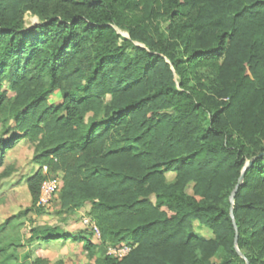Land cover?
<instances>
[{
	"label": "trees",
	"instance_id": "16d2710c",
	"mask_svg": "<svg viewBox=\"0 0 264 264\" xmlns=\"http://www.w3.org/2000/svg\"><path fill=\"white\" fill-rule=\"evenodd\" d=\"M29 12L40 22L26 28ZM25 139L32 205L0 234L44 210L43 184L65 169L61 207L93 202L101 242L35 225L26 244L70 240L81 255L22 261L18 239L0 264H246L230 196L254 157L234 215L239 249L264 264V0H0V160ZM121 243L126 257L107 254Z\"/></svg>",
	"mask_w": 264,
	"mask_h": 264
},
{
	"label": "rangeland",
	"instance_id": "374dc122",
	"mask_svg": "<svg viewBox=\"0 0 264 264\" xmlns=\"http://www.w3.org/2000/svg\"><path fill=\"white\" fill-rule=\"evenodd\" d=\"M39 22L40 19L38 16H35L30 12L26 14V28H30ZM118 30L123 39L129 38V32L127 30ZM136 45L141 44L136 43ZM129 52L133 54L134 50L131 49ZM109 100L110 97L107 96L105 102H108ZM60 101V94L56 93L51 98L50 102L57 104L60 103ZM90 116H92V114ZM34 152L35 143L25 139L20 141L12 150H9L5 154V157L0 160V224L4 223L10 216L17 214L32 205V198L27 187L26 178L36 172L39 168V166L33 161ZM55 176H57L61 182V189L53 197L49 206L45 208L42 207L44 210L40 213H31L25 219L20 220L15 230H11L7 234H0V243H17L18 239L23 240L24 246L18 251L22 261H24V256L27 253L31 255L32 259L40 255H45L53 262L66 259L75 260L81 255L79 246L72 241H69L66 244L59 242L45 243L43 241H38L33 245L26 244L25 241L30 236V229L35 225L50 224L59 226L63 231L69 234H78L82 231L90 232V230L82 224V221L85 217L94 219V203L87 201L78 209H63L61 207V196L65 185V169L59 170ZM175 177V172L167 173V180L169 182H173ZM188 192H192L191 187L188 189ZM150 200L155 201V196L152 195ZM192 232L201 238L213 237L211 230L197 220L193 221ZM93 240L96 243L101 242V239L94 234ZM109 247L107 249L108 255ZM222 256L223 254L220 253L213 259V262L220 263ZM87 262L86 258L81 260V264H87Z\"/></svg>",
	"mask_w": 264,
	"mask_h": 264
},
{
	"label": "built area",
	"instance_id": "2783aa9c",
	"mask_svg": "<svg viewBox=\"0 0 264 264\" xmlns=\"http://www.w3.org/2000/svg\"><path fill=\"white\" fill-rule=\"evenodd\" d=\"M47 170V168H45ZM61 189V182L57 176H53L49 178L42 186L41 196L38 202V206L47 207L50 202L53 200V197L57 194V192ZM82 224L93 232L95 236L101 239V231L97 225V223L89 217H85L82 221ZM132 247L126 243H121L116 246L109 247L108 253L115 258L123 259L126 257Z\"/></svg>",
	"mask_w": 264,
	"mask_h": 264
},
{
	"label": "water",
	"instance_id": "95a60500",
	"mask_svg": "<svg viewBox=\"0 0 264 264\" xmlns=\"http://www.w3.org/2000/svg\"><path fill=\"white\" fill-rule=\"evenodd\" d=\"M264 154V153H263ZM256 159V157L250 159L245 167L243 168L242 172H241V175L239 177V180H238V183L237 185L235 186L234 190L232 191L231 193V196H230V202H231V217H232V220H233V224H234V227H235V230H236V237H235V249L237 251V253L240 255L241 258H243L245 261H246V264H250L248 259L246 258V256L241 252V250L239 249V246H238V228H237V223H236V220H235V215H234V204H235V198H236V195L240 189V187L244 184V181H245V173H246V170L248 169V167L253 163V161Z\"/></svg>",
	"mask_w": 264,
	"mask_h": 264
},
{
	"label": "crops",
	"instance_id": "0c3cea01",
	"mask_svg": "<svg viewBox=\"0 0 264 264\" xmlns=\"http://www.w3.org/2000/svg\"><path fill=\"white\" fill-rule=\"evenodd\" d=\"M69 241H70V240H68V241H63V240H61V241H58V242H59V243H65V244H66V243H68ZM51 243H53V242H51ZM40 256H43V255H40ZM43 257H47V256L44 255ZM47 258H48V257H47ZM49 259H50V258H49Z\"/></svg>",
	"mask_w": 264,
	"mask_h": 264
}]
</instances>
